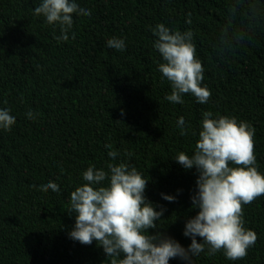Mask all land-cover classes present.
Wrapping results in <instances>:
<instances>
[{
  "label": "trees",
  "instance_id": "16d2710c",
  "mask_svg": "<svg viewBox=\"0 0 264 264\" xmlns=\"http://www.w3.org/2000/svg\"><path fill=\"white\" fill-rule=\"evenodd\" d=\"M76 2L91 16L73 14L69 39L57 42L59 25L34 14L42 0H0V109L16 119L11 131L0 130V264H109L95 240L89 246L69 238L70 194L86 183L83 173L92 165L135 166L149 180L146 198L165 210L150 234L161 231L187 249L192 241L183 233L199 211L192 205L198 175L173 159L194 154L204 112L255 129V167L264 175V0ZM160 23L193 32L208 103L190 93L183 104L166 100L172 87L153 47ZM113 37L125 40L124 51L107 46ZM29 110L38 113L34 120ZM180 117L190 126L185 136ZM49 181L60 192L39 190ZM243 220L257 235L245 258L206 250L193 264H264V195L243 205Z\"/></svg>",
  "mask_w": 264,
  "mask_h": 264
},
{
  "label": "clouds",
  "instance_id": "9594fccd",
  "mask_svg": "<svg viewBox=\"0 0 264 264\" xmlns=\"http://www.w3.org/2000/svg\"><path fill=\"white\" fill-rule=\"evenodd\" d=\"M34 14L42 15L48 25H59L61 34L54 39L60 42L69 39L73 14L91 16V11L81 8L76 0H42ZM153 34L157 37L153 47L164 61L159 64V71L172 87L166 100L183 104V95L190 93L198 103H208L211 92L201 87L204 69L196 58L193 32H173L160 23ZM72 38L75 39L74 32ZM107 46L118 51L126 48L125 40L116 37L110 38ZM37 115L31 110L26 113L30 120ZM212 117L210 111L203 113L194 154L180 152L173 159L185 170L195 169L198 175L192 205L199 211L187 220L183 233L192 241L187 249L161 231L150 234L149 230L160 228L157 222L162 220L165 210L157 211L146 198L149 180L127 163L108 164V171L92 165L83 173L86 183L70 194L69 213L75 215V226L69 238L89 246L95 240L109 258V264H169L176 258L193 264V257L206 250L208 256L223 251L231 261L245 258L257 235L244 227L243 205L264 195V175L255 167V129L235 117ZM15 123L9 109H0V130L11 131ZM177 124L180 135H187L190 126H186L185 119L180 117ZM105 147L111 149L112 145ZM118 155L115 150L108 152L113 160ZM230 162L238 167H229ZM49 189L60 192L58 184L51 181L39 190ZM161 195L169 202L176 201L174 196Z\"/></svg>",
  "mask_w": 264,
  "mask_h": 264
}]
</instances>
